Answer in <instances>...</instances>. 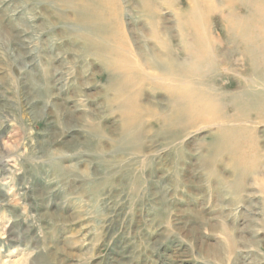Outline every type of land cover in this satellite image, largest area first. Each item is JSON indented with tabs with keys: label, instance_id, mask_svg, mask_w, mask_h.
<instances>
[{
	"label": "rangeland",
	"instance_id": "374dc122",
	"mask_svg": "<svg viewBox=\"0 0 264 264\" xmlns=\"http://www.w3.org/2000/svg\"><path fill=\"white\" fill-rule=\"evenodd\" d=\"M230 1L0 0V264H264V126L219 149L157 116L163 43L219 39Z\"/></svg>",
	"mask_w": 264,
	"mask_h": 264
},
{
	"label": "bare ground",
	"instance_id": "6f19581e",
	"mask_svg": "<svg viewBox=\"0 0 264 264\" xmlns=\"http://www.w3.org/2000/svg\"><path fill=\"white\" fill-rule=\"evenodd\" d=\"M242 1V12L232 11L225 19L224 35L219 39L203 38L199 47L188 44L183 57L172 51V41H165L163 46L169 55L156 64L158 74L152 76L162 85H168L171 96L170 113L156 114L160 123L177 127L209 120L221 131L215 143L219 149L227 147V141H231L234 135L246 131L252 133L256 129L253 126L255 120L264 126V0ZM236 2L230 1L229 10ZM80 21L85 25L88 19L83 15ZM95 31L99 33V30ZM87 34L91 38L93 31L87 29ZM92 43L94 49L101 47L98 39ZM236 66L243 70L237 71ZM132 70L127 64L119 67L129 85L132 84L131 77L136 74ZM127 71L131 72L126 74ZM225 81H229L230 85L224 87ZM218 85L220 87L216 88ZM120 92L124 94L125 88ZM120 98L117 92L113 105L125 110L127 128L133 122H141L144 108L138 103V97L131 99L126 107L121 104ZM248 153L237 156L236 161L246 162Z\"/></svg>",
	"mask_w": 264,
	"mask_h": 264
}]
</instances>
